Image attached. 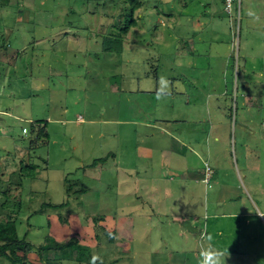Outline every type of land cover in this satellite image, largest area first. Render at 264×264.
I'll list each match as a JSON object with an SVG mask.
<instances>
[{"label": "rangeland", "instance_id": "374dc122", "mask_svg": "<svg viewBox=\"0 0 264 264\" xmlns=\"http://www.w3.org/2000/svg\"><path fill=\"white\" fill-rule=\"evenodd\" d=\"M140 2L122 33L123 0H25L0 21L1 182L28 157L25 210L68 203L21 214L19 235L78 234L97 264H264V0ZM35 121L48 138L26 151Z\"/></svg>", "mask_w": 264, "mask_h": 264}, {"label": "trees", "instance_id": "16d2710c", "mask_svg": "<svg viewBox=\"0 0 264 264\" xmlns=\"http://www.w3.org/2000/svg\"><path fill=\"white\" fill-rule=\"evenodd\" d=\"M24 2L25 0H0V9H11V13L8 14V16H0V21H2L3 19L16 18L17 16L14 14H17V10L19 9V7L23 10L27 9L28 6H26ZM123 3L127 5V8L123 10L124 14L120 15V18L123 19V26L119 28L120 30H118L121 33L129 27H135L137 25V22L133 18V15L141 7L140 0H123ZM234 3L236 11L238 10L239 12L241 0L239 2H237V0H234L231 3L230 9L232 10H234L235 8L233 6ZM223 4L226 6L225 0H223ZM27 16L30 18V15ZM26 18L27 17H21L22 22H27L28 19L24 20ZM139 21L141 22L140 19ZM121 36L122 35H120V33H118L117 36H114L112 32L102 35L101 45L103 47V51L107 53H121L124 49L123 39L121 38ZM8 65H10V63H8ZM36 124L40 125L38 121H35L31 124V134L26 141L27 145H25L24 147L27 149L26 151H29V149L34 150L39 140L48 138L46 133H43L39 131V129H36ZM4 153H6V156L8 157L11 156L10 152ZM27 160L28 157L22 159V161L20 162L21 168H16V170L10 174V179L9 181L7 180L6 186H3V183L1 182L2 180L0 179V188H5L4 194L0 197V259H4L8 264H27L28 262L30 264H39V262H44L45 264H63L64 262L68 261L78 264L83 262H86L87 264H97L98 260L93 259L92 255L87 252V245H83L78 242V240H80L78 234L71 236L68 240L66 239L67 241L65 242L58 241L52 235L48 234L44 238L43 243L40 244L37 248L26 240L27 232L24 234V236L19 235L18 218L21 214L31 210L30 215L27 218L28 221L29 218L33 215L42 214L46 211L55 212L57 210L63 209L68 204L61 203L54 205L50 202H42L39 205L38 209L29 208V210H25L26 208L24 206V202L21 199V187L23 185L22 178L29 179L30 181H34L36 179V166L30 164L29 162H27ZM105 160L106 158L100 160V162H105ZM94 164L95 163H93L92 165ZM17 175L18 177H16ZM10 181L11 183H9ZM14 183H17V186L15 188L19 189V193L17 196L11 194L12 184L14 185ZM67 192H70V189H68ZM32 193L34 194V192ZM82 193V189H78L77 191H75L74 195L81 196ZM29 201L33 202V199H30ZM9 205L12 206L10 207ZM58 220L64 224L68 223L66 218L62 217L60 214L58 215ZM48 223V229L50 231V222L48 221ZM85 225H82V227H85ZM98 230L101 233L99 234L95 231L94 239L99 241L96 243V248L102 249L104 243L106 244V240H101L100 238L103 234L101 226ZM108 234L109 233H107L106 236H108ZM113 236L114 234L111 233V237ZM30 257L31 259L35 258L36 261H29L28 259H30Z\"/></svg>", "mask_w": 264, "mask_h": 264}, {"label": "built area", "instance_id": "2783aa9c", "mask_svg": "<svg viewBox=\"0 0 264 264\" xmlns=\"http://www.w3.org/2000/svg\"><path fill=\"white\" fill-rule=\"evenodd\" d=\"M234 0H225L226 2V6H225V11L226 13L230 14L231 13V9H230V5ZM240 0H237V2H239ZM27 130L25 128L22 129V134L26 135L27 134Z\"/></svg>", "mask_w": 264, "mask_h": 264}, {"label": "crops", "instance_id": "0c3cea01", "mask_svg": "<svg viewBox=\"0 0 264 264\" xmlns=\"http://www.w3.org/2000/svg\"><path fill=\"white\" fill-rule=\"evenodd\" d=\"M5 81V80H4ZM4 83V82H3ZM8 84H10V83H8ZM9 96H13V93L11 92V93H9ZM8 112H10L6 107L4 108L3 107V109L1 110V114H10V113H8ZM1 120V119H0Z\"/></svg>", "mask_w": 264, "mask_h": 264}]
</instances>
